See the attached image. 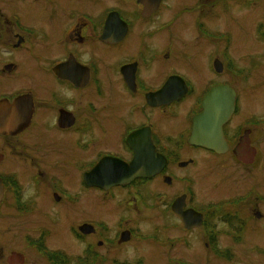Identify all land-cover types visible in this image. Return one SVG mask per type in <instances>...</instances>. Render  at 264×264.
<instances>
[{
    "label": "flooded vegetation",
    "instance_id": "obj_1",
    "mask_svg": "<svg viewBox=\"0 0 264 264\" xmlns=\"http://www.w3.org/2000/svg\"><path fill=\"white\" fill-rule=\"evenodd\" d=\"M153 257L264 264V0H0V264Z\"/></svg>",
    "mask_w": 264,
    "mask_h": 264
},
{
    "label": "rangeland",
    "instance_id": "obj_2",
    "mask_svg": "<svg viewBox=\"0 0 264 264\" xmlns=\"http://www.w3.org/2000/svg\"><path fill=\"white\" fill-rule=\"evenodd\" d=\"M247 40H248V38L247 37H245V36H243L242 37V39H241V48L243 49V47L245 46V44L247 43ZM259 103V102H258ZM257 109H256V111L257 112H260L262 109H260V108H258V107H256ZM228 181L225 183V186H220V187H218V188H213V189H211V190H208V195H209V198H213V197H220V196H222V195H228V194H234V193H236L237 192V190H238V188H239V186L236 184L238 181L236 180V179H227ZM249 182L250 183H253V181L252 180H249ZM257 239H259V238H257ZM140 247H141V245H140ZM142 248V247H141ZM135 248H132V247H129L127 250H126V252H125V250L123 249V251H122V254L125 252V254H129L130 253V255H135L136 253H137V251L136 250H134ZM159 261V263H160V261H161V259L160 258H152V261H151V263L150 264H157V262ZM158 263V264H159Z\"/></svg>",
    "mask_w": 264,
    "mask_h": 264
},
{
    "label": "water",
    "instance_id": "obj_3",
    "mask_svg": "<svg viewBox=\"0 0 264 264\" xmlns=\"http://www.w3.org/2000/svg\"><path fill=\"white\" fill-rule=\"evenodd\" d=\"M134 161H136V163H137V159ZM136 163L130 164V168H131L132 172H128V173H125L123 175L124 181L129 180L130 178H133L134 176L152 175V174L156 173L158 170V167H156L155 169L150 168V169L144 170V171L143 170H137V164ZM160 165H161V163H160ZM160 165H158V166H160ZM140 169H142V168L140 167Z\"/></svg>",
    "mask_w": 264,
    "mask_h": 264
}]
</instances>
